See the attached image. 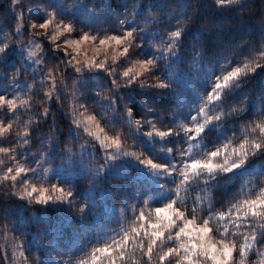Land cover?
I'll return each mask as SVG.
<instances>
[{
	"label": "snow or ice",
	"instance_id": "snow-or-ice-1",
	"mask_svg": "<svg viewBox=\"0 0 264 264\" xmlns=\"http://www.w3.org/2000/svg\"><path fill=\"white\" fill-rule=\"evenodd\" d=\"M113 4L0 0V264H264V9Z\"/></svg>",
	"mask_w": 264,
	"mask_h": 264
},
{
	"label": "trees",
	"instance_id": "trees-1",
	"mask_svg": "<svg viewBox=\"0 0 264 264\" xmlns=\"http://www.w3.org/2000/svg\"><path fill=\"white\" fill-rule=\"evenodd\" d=\"M116 2H118V0H114L113 7L116 6ZM262 9H264V0H249V11L259 13ZM129 10H131V9H129ZM253 19L258 20L259 17L255 16V17H253ZM259 82H260V77H257L256 83H259ZM218 207H219V205H218ZM14 218L15 217H13V219ZM55 219L58 222L63 223V219H64L63 214L60 213L59 211H57L55 214ZM0 255H2V253H0Z\"/></svg>",
	"mask_w": 264,
	"mask_h": 264
}]
</instances>
